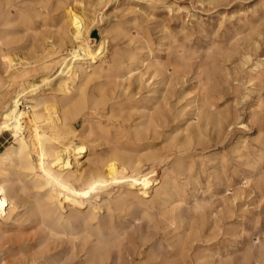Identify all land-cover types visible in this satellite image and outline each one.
Instances as JSON below:
<instances>
[{
  "label": "rangeland",
  "instance_id": "374dc122",
  "mask_svg": "<svg viewBox=\"0 0 264 264\" xmlns=\"http://www.w3.org/2000/svg\"><path fill=\"white\" fill-rule=\"evenodd\" d=\"M83 1L89 36L106 40L98 60L117 78L111 85L106 78L87 84L73 127L80 130L90 119L102 137L94 143L98 153L117 147L140 158L147 171L148 155L173 154L151 171L157 185L145 198L149 217L137 200L131 209L114 212L119 237L101 264H264V0ZM64 2L0 0V56L10 52L16 63L7 68L0 59V98L17 87L11 77L16 68L31 69L62 53ZM10 10L13 21L2 23ZM34 73L29 84L41 83L44 75ZM61 82L41 85L38 92L60 97ZM98 122L112 130L109 138ZM137 131L147 138L133 147L126 140H134ZM74 139L84 142L81 136ZM11 141L5 133L0 152ZM166 176L183 196L157 199L155 190ZM15 209L1 225L0 264H31L40 256L43 232L34 219L24 218L26 206ZM96 213L105 216L106 208ZM55 239L48 242L49 254L67 252L80 264L84 251Z\"/></svg>",
  "mask_w": 264,
  "mask_h": 264
},
{
  "label": "bare ground",
  "instance_id": "6f19581e",
  "mask_svg": "<svg viewBox=\"0 0 264 264\" xmlns=\"http://www.w3.org/2000/svg\"><path fill=\"white\" fill-rule=\"evenodd\" d=\"M63 7L68 23L62 26V35L58 38L59 48H64L62 53L51 62L32 65L34 67H30L31 69L16 68L11 77L17 87L13 93L9 90L8 94L0 98V138L9 133L12 139L5 150L0 152V230L3 221L10 218L18 204L26 206L24 218L34 219L43 232L39 245L40 256L32 257L31 264H73L72 255L67 252L62 255L49 254L48 242L55 238H65L71 246L75 247L77 244L78 250L84 251L85 257L80 264H101L105 254L107 256L106 250L119 237L120 230L114 226V212L131 209L135 204L134 200H137V208L141 209L144 216L149 217L145 198L149 197L150 190L157 185L151 171L173 154L148 155L146 160L149 161L150 171H147L143 169L140 158L120 152L117 147L110 152L98 153L95 150L98 144L94 143L101 136L94 132L90 119L86 120L80 130L73 127L72 120L82 105L81 101L85 99L84 89L87 84L106 78L111 85L117 76L111 66L98 60L105 49L106 40L89 36L91 28L88 25L89 17L84 14V1L65 0ZM11 13L10 10L3 15L2 23L13 21ZM68 43L69 48L66 47ZM94 43H98L95 48ZM0 57L2 63H8L7 68L16 66L10 52H4ZM115 62L112 66L118 64ZM155 64L160 65L158 61ZM155 64L150 65L156 66ZM54 68H59L56 76L49 75ZM31 71L44 75L41 83L29 84ZM155 71L158 72L159 69ZM262 73L258 68L256 75L260 77ZM55 79L62 80L58 85L60 97L53 95L54 93L38 92L41 85ZM75 82L79 84L77 87L74 86ZM22 98L27 102L23 107ZM86 99L88 100L87 97ZM92 100L96 101L95 98ZM204 102L206 107L210 104L207 98ZM206 115L209 116V113L206 112ZM98 125L105 130V138H109L112 130L107 125ZM78 136L84 142H75L74 137ZM146 138L147 133L137 131L134 140L127 139L126 143L137 147L144 145L142 140ZM86 156L84 164L85 161L81 160ZM177 161L179 164L182 162L178 157ZM82 163L87 168L80 171ZM177 184L171 177H164L155 190L157 199L162 195H169L170 199L181 196L183 192ZM102 208H106L107 214L99 217L96 210ZM172 209L175 211L176 207ZM177 214L176 216L180 215ZM40 258L41 261H38Z\"/></svg>",
  "mask_w": 264,
  "mask_h": 264
},
{
  "label": "water",
  "instance_id": "95a60500",
  "mask_svg": "<svg viewBox=\"0 0 264 264\" xmlns=\"http://www.w3.org/2000/svg\"><path fill=\"white\" fill-rule=\"evenodd\" d=\"M93 37H97V34H96V33H94V34H93Z\"/></svg>",
  "mask_w": 264,
  "mask_h": 264
}]
</instances>
